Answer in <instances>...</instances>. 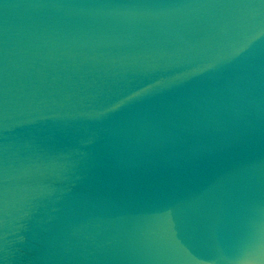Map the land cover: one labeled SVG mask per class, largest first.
<instances>
[{
    "label": "water",
    "instance_id": "obj_1",
    "mask_svg": "<svg viewBox=\"0 0 264 264\" xmlns=\"http://www.w3.org/2000/svg\"><path fill=\"white\" fill-rule=\"evenodd\" d=\"M0 264H264V0H0Z\"/></svg>",
    "mask_w": 264,
    "mask_h": 264
}]
</instances>
